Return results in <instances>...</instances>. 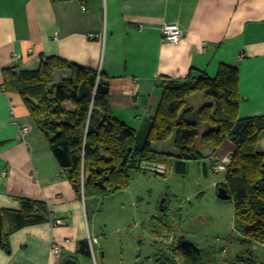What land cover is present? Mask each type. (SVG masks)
Instances as JSON below:
<instances>
[{"label":"crops","instance_id":"0c3cea01","mask_svg":"<svg viewBox=\"0 0 264 264\" xmlns=\"http://www.w3.org/2000/svg\"><path fill=\"white\" fill-rule=\"evenodd\" d=\"M169 23L183 32L178 44L167 45L161 37L162 26ZM54 57L108 80L110 111L135 131L136 149L144 146L161 102L160 84L182 81L190 73L214 78L220 65L239 71V117H264V0H0V211H20L21 199L45 207L35 213L44 221L8 235L7 244L0 246V264H65L69 259L74 264H115L111 247L103 241L106 225L97 221L98 214L92 212L89 217V205L101 200L87 204L79 199L22 98L3 90L4 70L38 71L44 59ZM70 74L68 69L55 70L52 78L55 83ZM197 106L190 107H202ZM65 108L73 110L70 103ZM22 126L28 130L19 137ZM199 130L203 134L207 127L199 124ZM173 140L154 142L151 148L159 155L172 156L163 157L158 164L171 166L175 172L179 154ZM259 140L257 151L264 154V132ZM235 148L229 140L218 149L199 146L203 159L196 162L201 175L195 181L215 176L209 188L217 200V186L223 183L225 172H217L216 167L229 164ZM188 165L185 174H175L186 176ZM124 191L132 194L129 188ZM170 200L171 194L164 213L158 210L162 217L167 210L176 211ZM56 220L63 225L54 227ZM10 227L7 222L4 234ZM167 236L182 242L186 239L180 233ZM151 237L149 248L156 252L166 237ZM89 238L97 243L94 253L85 255L79 244L87 242L89 250ZM53 241L61 247V254L50 253ZM170 245L162 248L167 252ZM124 251L122 248L120 264L125 263ZM161 251L154 255L155 260L162 256ZM227 255L223 264L238 253ZM141 259L138 254L126 263L143 264Z\"/></svg>","mask_w":264,"mask_h":264},{"label":"trees","instance_id":"16d2710c","mask_svg":"<svg viewBox=\"0 0 264 264\" xmlns=\"http://www.w3.org/2000/svg\"><path fill=\"white\" fill-rule=\"evenodd\" d=\"M66 69L71 73L69 78L54 83L53 72ZM217 72L214 78L205 73H190L182 81L161 83L162 99L140 149L134 145L135 131L113 117L108 80L95 71L54 57L44 59L38 71L15 73L8 68L2 76L3 90L22 98L64 176L85 203L128 189L133 173H150L139 168L142 163L151 165L163 157L172 158L155 153L151 148L154 142L174 138L179 154L174 171L183 175L187 163L203 159L199 146L218 149L225 140L231 141L236 148L225 179L217 187L227 191L233 205L234 227L244 236L243 242L264 244V154L257 151L264 117L240 118L239 71L220 65ZM196 93L209 99L207 105L197 110L187 103L188 96ZM68 103L73 106L72 111L66 110ZM199 124H205V133H201ZM20 208L14 212L0 211L1 247L15 230L44 221L35 216L37 211L45 210L42 204L21 199ZM7 222L11 227L4 234ZM173 247L168 246L172 259L183 264L213 261L212 256L191 244L179 241ZM79 251L90 255L88 243H80ZM245 253L248 255L249 251ZM250 257V263L239 255L236 258L237 262L251 264L254 257ZM161 260L164 264L165 259Z\"/></svg>","mask_w":264,"mask_h":264},{"label":"rangeland","instance_id":"374dc122","mask_svg":"<svg viewBox=\"0 0 264 264\" xmlns=\"http://www.w3.org/2000/svg\"><path fill=\"white\" fill-rule=\"evenodd\" d=\"M208 101L199 93L190 95L187 99L193 108L203 106ZM151 165L163 166L158 163ZM166 167L164 176L149 173L152 177L145 178L142 173H133L129 187L132 194L128 195V191L120 190L101 200L99 204L95 202V205H89V217L93 213L95 216L98 214L97 221L106 225L102 231V239L113 251V263H121L119 257L122 248H125L122 252L124 264H129L126 262L138 254L142 256L143 264H163L162 257L165 259L164 264H171L173 260L175 264H183L181 260L172 259L173 255L164 250L167 241L174 237L167 235L180 233V236L185 235L186 243L212 256L213 261L209 264H223L231 251L250 263L251 257L245 253L249 251L254 257L251 264H264V244L242 241L244 236L234 227L232 203L229 200L220 202L216 199L213 188H209L211 179H216L215 176H208V181L197 183L195 179L201 175V167L196 162L189 163L188 173L184 177L175 174L171 166ZM168 191L176 211L172 214L167 210L162 217L158 206L163 196L167 195L169 198ZM188 231L190 234L186 235ZM152 234L159 235L160 239L167 236L160 243L162 246L156 248V252L149 248ZM159 248L162 249V256L155 260L154 255L161 250ZM236 257L237 255L230 257L226 263L244 264L237 262Z\"/></svg>","mask_w":264,"mask_h":264},{"label":"built area","instance_id":"2783aa9c","mask_svg":"<svg viewBox=\"0 0 264 264\" xmlns=\"http://www.w3.org/2000/svg\"><path fill=\"white\" fill-rule=\"evenodd\" d=\"M162 30H161V37L163 38V41L165 44L167 45H175L178 44L181 40H182V36H183V32L180 29V27H178L176 24H165L162 26ZM28 130V128L26 126H22L20 133H19V137H21L23 135V133H25ZM228 164H222L216 167V171L217 172H226L227 168H228ZM139 168L147 170L150 173H154V174H158V175H164L165 173V167L163 166H156V165H148L145 163H142ZM3 176H5V173H2ZM83 198V196H82ZM52 225L54 227L56 226H61L63 225V221H53ZM89 251H91V253L93 254V246L97 243L96 239L93 238H89ZM50 253L52 255H59L61 254V247L56 243V242H52L51 247H50Z\"/></svg>","mask_w":264,"mask_h":264},{"label":"water","instance_id":"95a60500","mask_svg":"<svg viewBox=\"0 0 264 264\" xmlns=\"http://www.w3.org/2000/svg\"><path fill=\"white\" fill-rule=\"evenodd\" d=\"M218 193H217V198L221 201H224V200H228L229 199V196L227 194V191L225 188H221L219 187L218 188ZM167 195L163 196L161 199H160V204H159V211L161 213H164L166 211V208H167ZM251 252H249L248 255H250ZM250 259V257L248 258V260ZM65 264H74V262L72 260H66Z\"/></svg>","mask_w":264,"mask_h":264},{"label":"flooded vegetation","instance_id":"af4514ba","mask_svg":"<svg viewBox=\"0 0 264 264\" xmlns=\"http://www.w3.org/2000/svg\"><path fill=\"white\" fill-rule=\"evenodd\" d=\"M179 241H180V240H179L178 238H175V237L173 238V237H172L170 241H167V243L173 245V246H174L173 248L175 249V247L177 246V244L179 243ZM167 249H168V250H167L166 253H169V254L173 255L172 251H170L169 248H167ZM174 249H173V250H174Z\"/></svg>","mask_w":264,"mask_h":264}]
</instances>
